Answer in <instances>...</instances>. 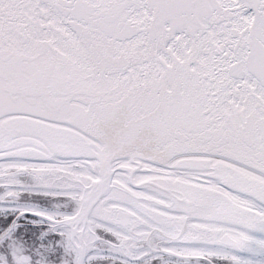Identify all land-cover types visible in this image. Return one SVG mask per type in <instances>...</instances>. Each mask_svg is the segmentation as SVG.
<instances>
[{"label":"snow or ice","instance_id":"6c2138e0","mask_svg":"<svg viewBox=\"0 0 264 264\" xmlns=\"http://www.w3.org/2000/svg\"><path fill=\"white\" fill-rule=\"evenodd\" d=\"M0 264H264V0H0Z\"/></svg>","mask_w":264,"mask_h":264}]
</instances>
